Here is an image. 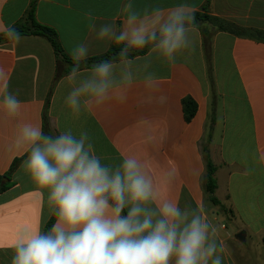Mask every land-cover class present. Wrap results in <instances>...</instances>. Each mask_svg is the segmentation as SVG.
<instances>
[{
    "label": "crops",
    "instance_id": "0c3cea01",
    "mask_svg": "<svg viewBox=\"0 0 264 264\" xmlns=\"http://www.w3.org/2000/svg\"><path fill=\"white\" fill-rule=\"evenodd\" d=\"M33 1L36 20L56 31L70 59L72 49L84 42L91 49L88 59L106 54L112 44L96 41L90 26L99 28L112 21L121 26L125 18L122 8L128 2L0 0V35L21 21ZM132 3L141 14L146 9L168 10L187 4L195 12L252 32L238 36L202 24L211 38L210 50L202 30L196 27L191 34L193 45L174 62L156 54L149 58L147 71L156 76L154 89H145L141 70L124 102L113 100L82 109L78 116L65 105L70 91L69 74H65L69 64L60 60L47 39L22 35L19 43L10 39L0 44V86L7 83L8 90L18 93L22 102L14 117L0 109V181L7 185L0 193V264H12L17 240L37 228L44 232L53 216L49 190L33 181L22 167L28 154L15 147L19 125L29 122L52 136L71 130L78 137L86 132L101 163L113 168L127 157H136L148 166L162 197L178 202L181 209L196 210L215 229L221 264H264V0ZM143 63V59L137 62ZM211 68L215 76L209 79ZM161 96L163 103L158 100ZM185 97L197 104L190 122L182 104ZM204 145L209 146L217 168L215 195L232 214L205 198ZM221 185L225 201L218 196ZM225 221L245 231V239L231 232Z\"/></svg>",
    "mask_w": 264,
    "mask_h": 264
},
{
    "label": "clouds",
    "instance_id": "9594fccd",
    "mask_svg": "<svg viewBox=\"0 0 264 264\" xmlns=\"http://www.w3.org/2000/svg\"><path fill=\"white\" fill-rule=\"evenodd\" d=\"M194 13L181 4L141 14L128 0L121 26L115 21L99 28L92 24L96 41L122 45L119 62L101 60L81 72V61L91 49L87 42L76 45L66 77L67 108L78 116L82 109L124 102L141 70L145 89H154L149 58L156 54L172 63L192 46ZM5 34L17 43L23 39L14 26L6 27ZM145 47L147 56L130 57L131 50ZM141 59L144 63L138 65ZM164 99L158 98L160 103ZM21 107L18 93L9 91L7 83L0 86V109L14 117ZM15 147L28 154L22 167L33 181L49 190L55 222L46 232L37 228L21 236L13 246L12 264H221L215 229L196 210L181 209L178 202L162 197L148 166L136 157L113 168L101 163L86 132L52 136L30 122L19 125Z\"/></svg>",
    "mask_w": 264,
    "mask_h": 264
},
{
    "label": "trees",
    "instance_id": "16d2710c",
    "mask_svg": "<svg viewBox=\"0 0 264 264\" xmlns=\"http://www.w3.org/2000/svg\"><path fill=\"white\" fill-rule=\"evenodd\" d=\"M204 10H207V7H204ZM194 16H195V20H194L195 27L200 28L202 30V34L204 37V44L206 45V48L208 50H210L211 38H210V36H208L206 34L205 30H203L202 24L207 23V24L214 26L217 31L228 32V33L238 35V36H246L250 32H252L248 29H244L242 27H239V26L235 25L234 23L228 22L226 20H223V19H220L217 17L210 16L207 13L195 12ZM14 27L20 33L21 36L22 35H35V36H40V37L47 39L52 44V46H53L57 56L60 58V60L69 64V68L65 72V74H69L71 72V68L74 64V61L65 55V53L62 49V46L59 42L58 35H57L56 31L54 29H52L51 27L40 24L36 20V2L35 1H33L31 3V5H30L29 9L27 10L26 14L24 15V17ZM10 39L11 38H9L6 34H2V35H0V44L8 42V41H10ZM120 47H122V45L116 46V45L112 44L111 48L109 49V51L106 54H104L102 56H98V57H93V58L87 59L85 61H81L80 69L81 70L90 69L94 63H97L101 60L112 59V60H115L116 62H119L118 53L120 51ZM148 51H149V48L145 47L142 50H131L129 55H130V57L134 58L137 56L144 55ZM207 52H208L207 54L210 55V52L209 51H207ZM59 75H62V74L59 73ZM182 104H183L186 120L188 122H190L196 114L197 104L194 101V99L191 97H185L182 100ZM203 153H204V161H205V173H204V176L202 179V186H203L205 198L210 204H212L215 207H218L220 209V211H222L226 214H228V213L232 214V211L228 210L218 200V198L215 195L216 189L218 187L217 179L215 177L217 168H216L215 164L212 162L208 145H204ZM17 163L18 162L16 161V163L14 164V168L17 165ZM6 189H7V185L2 184V182L0 181V193L4 192ZM54 222H55V217L52 216V218L48 222L44 232L50 230Z\"/></svg>",
    "mask_w": 264,
    "mask_h": 264
},
{
    "label": "rangeland",
    "instance_id": "374dc122",
    "mask_svg": "<svg viewBox=\"0 0 264 264\" xmlns=\"http://www.w3.org/2000/svg\"><path fill=\"white\" fill-rule=\"evenodd\" d=\"M213 68H211L210 69V72L212 73H210V74H208V78L209 79H211V77L212 78H214V74H213ZM219 192H218V196L221 198L220 200L221 201H223L224 200V193H225V189H224V187H223V185H221L220 187H219ZM225 201V200H224ZM226 222V224H228V226H229V230L231 231V232H233V233H236V234H241L242 232H244L245 233V231H239V229L235 226V225H233L232 223H228L227 221H225Z\"/></svg>",
    "mask_w": 264,
    "mask_h": 264
},
{
    "label": "water",
    "instance_id": "95a60500",
    "mask_svg": "<svg viewBox=\"0 0 264 264\" xmlns=\"http://www.w3.org/2000/svg\"><path fill=\"white\" fill-rule=\"evenodd\" d=\"M238 238L241 239V240H244L245 239V233L242 232L241 234H239Z\"/></svg>",
    "mask_w": 264,
    "mask_h": 264
}]
</instances>
